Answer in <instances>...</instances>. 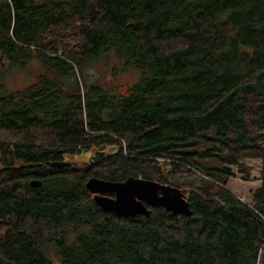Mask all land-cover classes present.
I'll return each instance as SVG.
<instances>
[{"label":"trees","instance_id":"16d2710c","mask_svg":"<svg viewBox=\"0 0 264 264\" xmlns=\"http://www.w3.org/2000/svg\"><path fill=\"white\" fill-rule=\"evenodd\" d=\"M109 58L126 94L87 73ZM31 62L0 81V264H264V166L250 204L226 189L264 159V0H0V68ZM94 146L117 152L64 162ZM129 177L192 215L116 218L85 189Z\"/></svg>","mask_w":264,"mask_h":264},{"label":"rangeland","instance_id":"374dc122","mask_svg":"<svg viewBox=\"0 0 264 264\" xmlns=\"http://www.w3.org/2000/svg\"><path fill=\"white\" fill-rule=\"evenodd\" d=\"M6 66V64H5ZM40 72L38 65L34 62L26 64L25 70L13 68L5 71V67L0 68V81L5 85L8 91H19L32 85L36 80V74ZM89 75L97 78L96 83L103 87H112L118 92L126 94L128 89L137 82L138 74L132 70L121 72L119 65L115 59L109 58L107 62L98 59L94 64L90 65ZM117 149L111 146H94L89 151H82L73 156H65L64 162L68 163L72 168L83 169L89 166V162L94 161L93 157L96 153L101 156H109L115 154ZM264 159L245 158L242 164L245 166L246 172L249 174L247 178L244 174H240L233 169L234 176L226 181V189L234 194L238 199L246 204H250L252 192L260 185V177L262 176ZM179 189V188H178ZM187 197V191L182 192ZM92 197V196H91ZM90 197V198H91ZM0 229V235L2 234ZM59 264L58 261H53Z\"/></svg>","mask_w":264,"mask_h":264},{"label":"water","instance_id":"95a60500","mask_svg":"<svg viewBox=\"0 0 264 264\" xmlns=\"http://www.w3.org/2000/svg\"><path fill=\"white\" fill-rule=\"evenodd\" d=\"M85 189L104 214L116 218L149 217L147 208H163L173 216L190 217V203L181 191L152 180L129 177L123 182L90 178ZM37 188V184H31Z\"/></svg>","mask_w":264,"mask_h":264}]
</instances>
